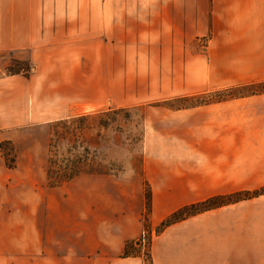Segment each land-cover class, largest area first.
Here are the masks:
<instances>
[{"label":"crops","instance_id":"1","mask_svg":"<svg viewBox=\"0 0 264 264\" xmlns=\"http://www.w3.org/2000/svg\"><path fill=\"white\" fill-rule=\"evenodd\" d=\"M63 2L0 0V54L32 67L28 76L0 69V143L16 144L35 125L264 81V0H109V10L55 11ZM177 83L189 87L177 92ZM164 111L145 131L137 183L101 171L57 186L39 188L45 172L35 180L31 264H264V193L155 231L181 207L264 186V92ZM20 172V159L8 168L0 156V196ZM127 243L139 253L124 256Z\"/></svg>","mask_w":264,"mask_h":264},{"label":"rangeland","instance_id":"2","mask_svg":"<svg viewBox=\"0 0 264 264\" xmlns=\"http://www.w3.org/2000/svg\"><path fill=\"white\" fill-rule=\"evenodd\" d=\"M109 8V0H103L102 3H99V0H64L62 4H54L55 11H94ZM15 60L17 59H14L11 53L0 54L1 72H6V68L11 65L17 68L18 65H14ZM20 61L24 62L26 59ZM188 87V84L177 83V92ZM242 90V93H245L249 89ZM226 93L237 92L223 90L216 92L215 95H202L192 99L171 98L151 101L126 109L91 115L78 122L35 125L23 128L16 144L8 140L2 141L0 156L3 162L8 168H12L16 165L17 159H20L21 172L16 177L20 178V184L5 196H0V264H31L30 193L35 180L41 179L43 172L45 178L41 179L43 182L39 180V188L49 184L46 173L48 169L54 172L52 178H58L61 174L67 175L76 170L77 166L80 167V171L109 172L123 179L129 176L130 182L137 183L138 175L141 173L142 141L145 131L149 126L150 128L156 126L159 118H165L164 110L186 106L191 102L211 101ZM77 158L81 160L79 164ZM57 185L59 184L54 186ZM143 189L145 201L142 222L149 223L150 211L146 222L144 215L150 194L147 186L143 185ZM68 212H72V217L69 218L77 219L76 211ZM146 237L148 235L145 230L141 236L145 261L149 244ZM131 246L137 249L135 245Z\"/></svg>","mask_w":264,"mask_h":264},{"label":"trees","instance_id":"3","mask_svg":"<svg viewBox=\"0 0 264 264\" xmlns=\"http://www.w3.org/2000/svg\"><path fill=\"white\" fill-rule=\"evenodd\" d=\"M23 61L20 60H15L14 65H18L17 68L8 66L6 68V75H12V74H22L24 76H28V74L30 73L32 67L30 65V63L26 60L22 63ZM23 66H22V65ZM20 65V66H19ZM244 88H248L249 90L247 92H251V93H259V92H264V81L263 82H258V83H251V84H247V85H241V86H235V87H229L227 89H225L224 91L227 92H238V93H242ZM86 117H75V118H71V119H64V120H59L56 122L51 123L52 125H58V124H66V123H70L73 121H81ZM50 145V143H49ZM1 148V146H0ZM77 164H79V161H81L79 158H77ZM76 167V166H75ZM77 169L72 171L71 173L65 175V174H61V176L59 175L58 178H52V174H54L53 171H51L50 169L47 170V177H48V183L50 186H54L56 184H60L64 181H68L71 178L75 177L76 175L83 173V172H94L96 170H89V171H84L81 170L80 171V167H76ZM65 172V170H63ZM62 171V172H63ZM56 174V172H55ZM58 175V174H57ZM261 193H264V186L254 190V191H244L241 192L237 195L234 196H220V197H214L211 198L207 201H204L202 203L199 204H191V205H186L184 207H181L179 209H177L176 211L172 212L171 214H169L165 219H163L160 224L156 227L155 231L158 233L160 232L163 228H165L166 226L175 223L181 219H184L185 217L191 215V214H195L196 212H200L202 210L205 209H209V208H213L215 206H219L222 204H226L231 202L232 200L235 199H247L253 196H257ZM150 211V195L148 196V202L146 204V208H145V215H144V220L146 222V218L148 217V212ZM147 212V213H146ZM145 229L147 228V223H144ZM147 238V242L149 243V236L146 237ZM139 253V250L134 249L133 246H131L130 243H127L123 249V255L124 256H129L132 254H137ZM146 258L147 261H149V254L147 251L146 254Z\"/></svg>","mask_w":264,"mask_h":264}]
</instances>
